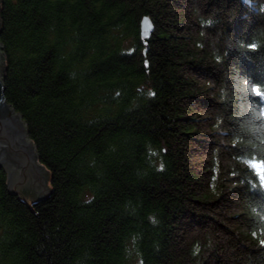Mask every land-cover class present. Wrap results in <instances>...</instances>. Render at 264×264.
Instances as JSON below:
<instances>
[{
    "label": "trees",
    "instance_id": "16d2710c",
    "mask_svg": "<svg viewBox=\"0 0 264 264\" xmlns=\"http://www.w3.org/2000/svg\"><path fill=\"white\" fill-rule=\"evenodd\" d=\"M0 22L50 188L27 208L0 170V264H264V0H0Z\"/></svg>",
    "mask_w": 264,
    "mask_h": 264
},
{
    "label": "water",
    "instance_id": "95a60500",
    "mask_svg": "<svg viewBox=\"0 0 264 264\" xmlns=\"http://www.w3.org/2000/svg\"><path fill=\"white\" fill-rule=\"evenodd\" d=\"M1 29V22H0ZM154 25L148 16L140 21V35L149 38ZM4 55L0 43V170L6 176V185L11 195L33 204L50 195L49 173L39 162L35 142L29 139V124L5 98Z\"/></svg>",
    "mask_w": 264,
    "mask_h": 264
},
{
    "label": "rangeland",
    "instance_id": "374dc122",
    "mask_svg": "<svg viewBox=\"0 0 264 264\" xmlns=\"http://www.w3.org/2000/svg\"><path fill=\"white\" fill-rule=\"evenodd\" d=\"M203 3V2H202ZM206 8V7H205ZM206 10V9H204ZM192 74H195V77L198 78V82L199 84H203L202 82H204V80H202L201 78H199V75L196 74L194 71L191 72ZM206 85L209 87L211 86V84L209 85L208 82H206ZM196 110L198 113H200V117H204L206 115H209L212 110L211 107H207L204 104H197L196 106ZM210 121L208 120H203L199 122L200 125V130L198 135H196V140L192 143L188 145V150H189V155L191 156V160L193 163V166H195L196 168L200 166H202V163L204 162V160H206L208 158L207 153L210 151L211 146V142H213L214 138H213V134L210 131V129L208 128V123ZM48 187H49V179H48ZM230 206V205H229ZM236 210H238L237 207H235Z\"/></svg>",
    "mask_w": 264,
    "mask_h": 264
},
{
    "label": "snow or ice",
    "instance_id": "6c2138e0",
    "mask_svg": "<svg viewBox=\"0 0 264 264\" xmlns=\"http://www.w3.org/2000/svg\"><path fill=\"white\" fill-rule=\"evenodd\" d=\"M257 46V43L255 42V41H253V43H252V47L253 48H255ZM250 91H252V92H257V90L256 89H250ZM257 95H259V93L257 92ZM260 115H261V113L260 112H258V114H257V116H258V118L260 117ZM262 127H264V124H262ZM253 187L255 188L256 187V185L255 184H253Z\"/></svg>",
    "mask_w": 264,
    "mask_h": 264
}]
</instances>
